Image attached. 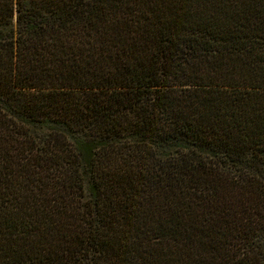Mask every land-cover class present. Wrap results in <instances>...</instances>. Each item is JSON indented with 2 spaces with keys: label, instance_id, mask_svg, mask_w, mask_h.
<instances>
[{
  "label": "trees",
  "instance_id": "obj_1",
  "mask_svg": "<svg viewBox=\"0 0 264 264\" xmlns=\"http://www.w3.org/2000/svg\"><path fill=\"white\" fill-rule=\"evenodd\" d=\"M0 264H264V0H0Z\"/></svg>",
  "mask_w": 264,
  "mask_h": 264
}]
</instances>
